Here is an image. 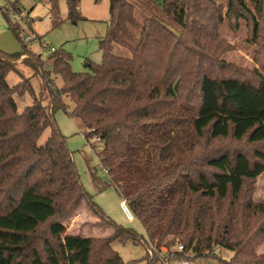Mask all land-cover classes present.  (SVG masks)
Wrapping results in <instances>:
<instances>
[{
    "label": "trees",
    "instance_id": "trees-1",
    "mask_svg": "<svg viewBox=\"0 0 264 264\" xmlns=\"http://www.w3.org/2000/svg\"><path fill=\"white\" fill-rule=\"evenodd\" d=\"M45 1L58 25L59 0ZM66 1L69 19L80 18V0ZM135 2L147 13L142 22L133 2L110 0L108 33L100 39L103 61L87 60L92 72L73 71L64 50L48 59L27 43L21 52L0 50V264H137L113 249L115 240L143 244L147 264H195L218 245L235 251L250 234L253 216L264 212L244 199L247 184L264 173V0H228L225 15L215 0ZM11 8L15 15L19 0ZM7 18L22 39V28ZM225 19L235 21L233 30L246 22V40L256 46L253 79L192 48L219 39ZM19 62L42 77L47 102L30 78L8 82ZM27 93L33 102L20 110L15 95ZM59 109L80 119L89 142L97 137L104 143L99 157L109 184L142 222L147 238L116 223L86 190L56 123ZM48 127L49 137L40 142ZM226 138L257 145L254 159L242 151L208 152L213 141ZM82 201L114 229L112 235L65 234L64 221Z\"/></svg>",
    "mask_w": 264,
    "mask_h": 264
},
{
    "label": "rangeland",
    "instance_id": "rangeland-1",
    "mask_svg": "<svg viewBox=\"0 0 264 264\" xmlns=\"http://www.w3.org/2000/svg\"><path fill=\"white\" fill-rule=\"evenodd\" d=\"M16 0H0V50L6 53H17L23 50V43L43 58L48 59L52 49L64 50L71 56V68L75 72H92L87 66V60L98 64L103 61V51L100 48V39L108 33L110 20V0H80L79 12L81 17L69 19L68 4L66 0H59V15L61 22L54 24V17L51 14V5L45 0H19L20 9L14 15L11 4ZM136 6V16L139 21L147 16L142 7L129 0ZM218 8L225 15L228 0H215ZM15 21L22 28L21 38H18L9 26L8 18ZM234 22L226 20L219 26V39H206L203 42L210 46L192 48L201 56H215L218 62L223 61L233 64L243 71L242 77L253 79L252 71L257 68L255 61V45L250 44L246 38L249 30L245 21H239V29L233 30ZM138 36L139 32H135ZM28 40V41H26ZM213 40L212 42H210ZM137 41V39H136ZM136 41L133 43L135 44ZM216 43H213V42ZM119 49V48H118ZM121 50H126L121 48ZM214 50V51H213ZM126 52V51H125ZM128 53V52H127ZM47 66L50 68V64ZM198 74V73H197ZM229 74V73H226ZM196 75L193 71L192 77ZM23 78H30L36 95L43 101L49 99L48 89L40 75H35L33 69L19 62L16 70L9 72L7 80L11 85L19 83ZM56 83L59 87L63 85L61 76H57ZM18 107L22 110L33 102L30 94L24 96L15 95ZM65 102L72 108L74 106L69 96L64 97ZM55 119L61 132L66 136L68 147L73 151L74 160L81 181L86 190L94 196L95 202L102 210L116 223L134 228L139 234L147 238L146 230L142 222L134 218L130 220L123 211L121 196L113 185H110V176L103 167L99 151L104 147L97 137L89 142L85 137V126L80 119L71 117L63 109L55 113ZM51 128L48 127L40 142H44L50 135ZM208 147V152L218 154L227 152L231 156L242 151L254 159L255 144L247 139L238 141L234 138L215 140ZM244 192V199L251 200L255 204L264 206V173L258 176L253 182L247 184ZM253 227H250V234L243 238L237 249L230 250L221 245L215 246L208 257L197 258L195 264L219 263V260H234L238 262L246 260L264 261V212L254 215ZM65 234L79 235L81 237L105 238L114 233V229L100 223L96 216L82 201L72 216L64 221ZM112 247L120 253L125 261L136 260L137 264H147L144 259L147 249L140 242L129 240L122 243L119 240L112 242ZM167 252L164 248L163 256ZM162 264H187L186 261H175Z\"/></svg>",
    "mask_w": 264,
    "mask_h": 264
},
{
    "label": "built area",
    "instance_id": "built-area-1",
    "mask_svg": "<svg viewBox=\"0 0 264 264\" xmlns=\"http://www.w3.org/2000/svg\"><path fill=\"white\" fill-rule=\"evenodd\" d=\"M26 41H28V40H26ZM54 50H55V49L53 48L52 51H54ZM97 140L101 143V141H100L99 138H98ZM101 144H102V143H101ZM100 149H102V148H100ZM121 203H122L123 211L125 212V214L127 215V217H128L130 220L133 219L134 217H133V215H132V213H131V211H130L128 205H127V202H126V201H122ZM177 248H178L179 250H183V249H184V246H183L182 244H178ZM186 263H187V262H186Z\"/></svg>",
    "mask_w": 264,
    "mask_h": 264
},
{
    "label": "crops",
    "instance_id": "crops-1",
    "mask_svg": "<svg viewBox=\"0 0 264 264\" xmlns=\"http://www.w3.org/2000/svg\"><path fill=\"white\" fill-rule=\"evenodd\" d=\"M122 202V201H121ZM134 219V218H133ZM132 220V219H131Z\"/></svg>",
    "mask_w": 264,
    "mask_h": 264
}]
</instances>
